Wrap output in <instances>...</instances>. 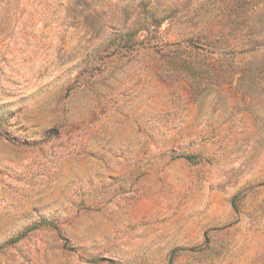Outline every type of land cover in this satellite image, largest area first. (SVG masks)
<instances>
[{
  "label": "rangeland",
  "instance_id": "obj_1",
  "mask_svg": "<svg viewBox=\"0 0 264 264\" xmlns=\"http://www.w3.org/2000/svg\"><path fill=\"white\" fill-rule=\"evenodd\" d=\"M0 264H264V0H0Z\"/></svg>",
  "mask_w": 264,
  "mask_h": 264
}]
</instances>
